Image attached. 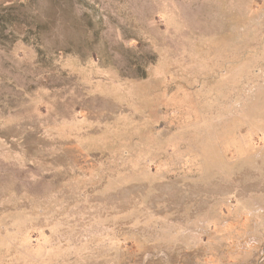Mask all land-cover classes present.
<instances>
[{
	"label": "rangeland",
	"instance_id": "1",
	"mask_svg": "<svg viewBox=\"0 0 264 264\" xmlns=\"http://www.w3.org/2000/svg\"><path fill=\"white\" fill-rule=\"evenodd\" d=\"M0 264H264V0H0Z\"/></svg>",
	"mask_w": 264,
	"mask_h": 264
}]
</instances>
